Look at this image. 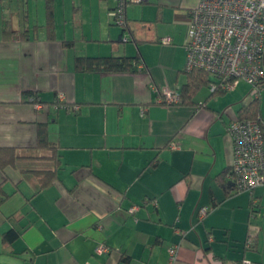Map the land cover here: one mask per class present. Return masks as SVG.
<instances>
[{
  "label": "crops",
  "instance_id": "0c3cea01",
  "mask_svg": "<svg viewBox=\"0 0 264 264\" xmlns=\"http://www.w3.org/2000/svg\"><path fill=\"white\" fill-rule=\"evenodd\" d=\"M198 2H143L151 5L140 18L150 25L140 29L132 6L139 3L125 7L124 28L110 15L115 0L0 2V146L52 167L50 150L37 147L43 126L60 159L58 178L39 191L34 174L0 168V264H168L175 243L178 264H264V184L227 192L220 180L233 160L227 125L251 97L239 83L228 97L199 89L192 103L164 101L187 81L184 44ZM71 5L90 10L95 47L59 35L58 14L68 21ZM159 23L174 26L166 33ZM87 55L138 56L144 70H77L76 57ZM229 102L236 107L228 111ZM260 115L264 121V85ZM202 206L211 207L204 217ZM10 228L20 232L13 242L3 238ZM101 243L110 251L97 255Z\"/></svg>",
  "mask_w": 264,
  "mask_h": 264
},
{
  "label": "built area",
  "instance_id": "2783aa9c",
  "mask_svg": "<svg viewBox=\"0 0 264 264\" xmlns=\"http://www.w3.org/2000/svg\"><path fill=\"white\" fill-rule=\"evenodd\" d=\"M118 5L110 11L116 22L125 25V7L132 3L149 0H116ZM128 38L124 37L123 41ZM162 43H171L165 36ZM185 70L203 69L223 81L221 86L228 90L237 87L240 81L250 86L249 94L259 97L264 83V0H199L189 12L188 33L185 40ZM212 84L210 91L216 90ZM62 97V95H61ZM177 90H166L164 101L180 102ZM40 107L37 97H31ZM78 109V107H75ZM227 133L233 144V160L228 178L237 192L253 193L256 187L264 184V123L256 120L234 119L227 125ZM178 147L177 143L173 144ZM139 208L133 205L130 212ZM210 206H202L199 216L204 217ZM252 238L246 241V247ZM180 245L175 243L168 248V264H178ZM110 251L105 243L95 248V254L103 255ZM243 264H250L247 259Z\"/></svg>",
  "mask_w": 264,
  "mask_h": 264
},
{
  "label": "trees",
  "instance_id": "16d2710c",
  "mask_svg": "<svg viewBox=\"0 0 264 264\" xmlns=\"http://www.w3.org/2000/svg\"><path fill=\"white\" fill-rule=\"evenodd\" d=\"M4 0H0L3 2ZM50 1V0H49ZM116 6L118 2L115 0ZM51 5V2L49 6ZM115 6V8H116ZM114 8V9H115ZM115 22H116V18ZM6 21V19H5ZM5 23L4 34L8 35V27ZM122 27L127 28L128 25H122ZM124 37H122L123 40ZM71 41H66V44H71ZM75 67L80 71H102L108 73H118V72H137L144 70V62L140 60L138 56H128V55H106V56H77L75 59ZM187 81L180 90V102L178 103H192L194 94L201 89L202 87L210 88L212 84H217L216 90L210 91L211 95H216L220 93H225L227 90L221 86L220 78L217 76L211 75L209 72L195 68L191 71H186ZM264 85V83H263ZM33 96V92L27 93ZM32 101V100H31ZM34 102V101H32ZM174 103V104H178ZM237 119L239 120H256L258 122L264 123L260 115V96L253 97L251 96L248 103L243 104L239 109V114ZM37 147L46 148L50 150L46 159L52 161V167L43 164H38L42 166H36L37 162L35 160L42 158L41 156L33 155H23L18 151L17 147L13 146H0V168L5 169L9 165L18 166L23 173H32L36 177L39 190L44 189L50 186L57 178V167L59 166V155H57L58 146L50 142L47 137V132L42 126L39 130L38 143ZM44 158V157H43ZM27 159V160H26ZM231 171V167L226 169L221 174L220 180L224 182L227 192L231 189H235L233 182L227 177L228 173ZM1 192V189H0ZM6 198V195L0 194V203ZM20 235L19 230L15 228H10L4 233V240L7 242L15 241ZM253 244V240H252ZM251 244V246H252ZM250 246V247H251ZM249 247V248H250Z\"/></svg>",
  "mask_w": 264,
  "mask_h": 264
},
{
  "label": "rangeland",
  "instance_id": "374dc122",
  "mask_svg": "<svg viewBox=\"0 0 264 264\" xmlns=\"http://www.w3.org/2000/svg\"><path fill=\"white\" fill-rule=\"evenodd\" d=\"M149 5L151 4H144V3H139V4H133V8H134V12L135 13V17L138 19L137 21H135L134 23V26H136V28H142L143 25H146V26H149L150 23H145L144 21L141 20V15H142V10H143V7H148ZM149 13L153 14L154 13V10L152 9H148ZM59 19H58V31H59V35L62 36L64 34V30L67 31V36H68V39H71V40H74V38H76L75 40V43L77 45L78 48H82L84 47L86 44L89 45V48L91 47H95V45L91 44V41L88 40V38H90V36L88 35V33H86V31L89 30V26H91V20H90V10L89 9H86L85 11H83V14L81 13V10H75L74 6L71 5L70 8H69V20L68 21H65L64 17H63V11L61 10L59 12ZM84 18H83V17ZM94 25L96 27H98V24H97V19H96V15H94ZM165 21H173V17H174V12H169V13H166L165 14ZM85 25V26H84ZM119 25V24H117ZM121 27V25H119ZM169 26H174V25H170L168 23H159V29H164L165 32L166 30H168ZM178 27V30L180 28H182L183 26H179L177 25ZM85 29V34L88 35L89 37H84V33H83V30ZM167 33V32H166ZM129 35V34H128ZM133 42H128L127 44H131ZM241 89L243 90L245 93L244 95H247L249 97H251V95L248 93L250 92V89H251V86L245 82V81H240V86L238 88V90ZM210 91V88L208 87H202L199 92H198V96L200 94H205L207 92ZM230 94H233V91L232 90H228L226 94L224 95H221L222 97H228ZM228 108V111L229 110H232V108L234 109L236 107V104H231L230 102L227 103L225 105V108Z\"/></svg>",
  "mask_w": 264,
  "mask_h": 264
}]
</instances>
